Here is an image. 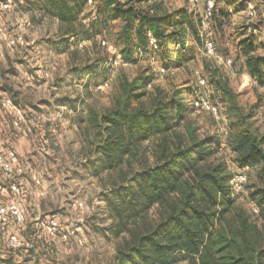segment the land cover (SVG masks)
I'll use <instances>...</instances> for the list:
<instances>
[{
    "label": "trees",
    "instance_id": "1",
    "mask_svg": "<svg viewBox=\"0 0 264 264\" xmlns=\"http://www.w3.org/2000/svg\"><path fill=\"white\" fill-rule=\"evenodd\" d=\"M29 4L34 19L35 12L39 19L58 18L60 37L54 46L79 61L72 68L78 78L96 73L109 59L103 40L114 44L128 65L136 62L138 50L161 56L165 70L194 58L188 45L192 12L184 7L170 10L163 0ZM233 5L246 6L244 1L217 0L213 18L219 26L230 14L221 7ZM80 40L91 46L79 47ZM238 46L243 67L264 86V56L257 52L256 35L243 37ZM219 84L229 102L230 161L221 152L220 137L202 131L192 116L201 110L195 98L179 96L182 90L170 93L143 71L133 77L121 74L110 103L89 116L100 137L93 169H120L119 180L113 182V213L116 234L124 235L108 264H180L181 255L191 264H264V134L247 121L255 111L245 114L227 83ZM245 168H250L251 180L257 170L258 179L250 186L248 206L231 186L233 176ZM18 232L26 234L24 229ZM14 256L8 255L5 264H23Z\"/></svg>",
    "mask_w": 264,
    "mask_h": 264
},
{
    "label": "rangeland",
    "instance_id": "2",
    "mask_svg": "<svg viewBox=\"0 0 264 264\" xmlns=\"http://www.w3.org/2000/svg\"><path fill=\"white\" fill-rule=\"evenodd\" d=\"M11 1V6L0 12V110L10 112L11 106L16 109L18 124L13 132L16 143L7 145L4 142L0 155L9 158L13 152L17 157L13 169L20 190L12 196L17 198L27 218L36 224L38 219L54 217L60 224L59 231L51 235L42 234L35 226L36 236L32 239L38 253L35 252L36 259L24 260L23 264H108L114 259L124 235L123 232L116 234L113 213V182L119 180L120 169H99V172L93 169L95 147L100 137L98 129L90 125L89 116L93 111L101 112L110 103L121 74L133 77L143 71L152 78V83L170 93L182 90L179 96L190 100L201 93L198 80L206 77L209 83L206 92L219 105V117L202 110L192 116L196 117L202 131L220 137L221 152L229 161L232 137L226 111L229 102L222 98L220 81L227 83L236 96L235 105H240L245 114L255 111L247 121L264 134V86L243 67L244 56L238 46L243 37L256 35L257 52L264 56V0H240L246 6L239 8L234 5L221 7L230 11L229 16L222 26L213 18L211 27L206 30L200 25L204 0H199L195 11L188 0H163L170 10L184 7L192 12L188 45L194 51L193 59H185L182 66L162 74L163 58L138 50L135 63L121 66L115 64L120 54L106 41L109 59L99 65L96 73L77 78L76 82L71 74H74L75 62L79 61H72L69 53L52 51L46 44L47 39L55 38V22H48L47 18L32 25L28 23L29 12L19 0ZM251 8L257 13L255 17L250 15ZM207 38L216 45L214 54L204 49ZM86 43L88 41L80 40L78 45L83 47ZM82 52L84 61L87 56ZM89 58L94 59L92 52ZM228 59L232 60L230 64ZM105 82L108 85L100 89L98 86ZM148 87L153 88L152 85ZM186 89L190 91L184 92ZM76 93L79 96L75 103L61 105L66 104L67 98L73 100L70 96ZM63 113L77 116L64 118ZM0 122L3 129L6 122L1 115ZM245 171L247 181L239 191L232 190L248 206L252 203L250 186L258 179L257 170L252 172V180L250 168ZM4 198L10 197L5 195ZM178 261L191 264L189 258L182 255Z\"/></svg>",
    "mask_w": 264,
    "mask_h": 264
},
{
    "label": "built area",
    "instance_id": "3",
    "mask_svg": "<svg viewBox=\"0 0 264 264\" xmlns=\"http://www.w3.org/2000/svg\"><path fill=\"white\" fill-rule=\"evenodd\" d=\"M190 6L195 11L200 5L199 0H188ZM216 0H205L204 9L200 13V25L203 29H209L211 27L212 19L214 16V11L216 7ZM12 4L11 0L0 1V12L9 8ZM251 17L257 15L255 9L250 10ZM1 29V23H0ZM205 32V31H204ZM204 33H202L203 36ZM102 44L105 45L106 41L103 40ZM150 44L153 47H157V41L155 38L151 37ZM205 51L208 54H214L216 52V45L213 40L207 38L204 46ZM232 62L228 59V63ZM115 64L117 65H127L120 55L115 59ZM166 70L160 68V72L163 74ZM108 85V82L100 84L98 87L100 89ZM198 85L202 89L201 93L194 99V105L196 108L207 111L219 117L220 108L217 103L211 98L210 94L206 92L208 88V80L206 77H202L198 80ZM11 103V101L9 100ZM0 122V131H1ZM17 160V157L13 152L10 153L9 158L0 155V264H5V259L11 254H22L28 253L33 248V239L28 238L18 232L25 228L28 218L26 213L18 203L17 198L12 195H17L19 193V186L14 180V169L13 164ZM248 175L245 170L236 173L232 180V189L240 190L241 186L247 181ZM5 195H9L10 198H4ZM255 211L258 209L255 208ZM38 224L42 231L47 234H55L60 229L59 221L54 217H46L38 219ZM15 229L13 230V228Z\"/></svg>",
    "mask_w": 264,
    "mask_h": 264
},
{
    "label": "crops",
    "instance_id": "4",
    "mask_svg": "<svg viewBox=\"0 0 264 264\" xmlns=\"http://www.w3.org/2000/svg\"><path fill=\"white\" fill-rule=\"evenodd\" d=\"M30 1H33V0H19V3H21L22 4V7L24 8V9H26L28 12H29V14H30V17H28L29 19H28V23H30V24H39L40 22H42V21H45V20H47V18L49 19V21L48 22H50V21H52V22H55V25H56V29H55V32H54V37L55 38H52V39H47L46 40V44H47V46H49V48L52 50V51H54V52H56V53H58V54H60V53H62V54H68V52H63V51H57L56 49H55V46H54V43H55V41L57 40V39H59V37H60V35H59V20H58V18L57 17H52V18H50V17H48V16H43L42 18H40L39 19V16H40V14H38V12H35L36 13V19H34L33 18V11L31 10V8H30V4H29V2ZM217 1V0H216ZM240 1V0H239ZM204 2H205V0H204ZM88 3L89 4H92L93 3V0H88ZM17 4V3H16ZM87 41V40H86ZM105 41H107V40H105ZM108 43H109V45H110V47H112V48H114L115 49V51H117V54H120L121 55V53L119 52V50H118V48L114 45V44H112V43H110L109 41H108ZM85 45H87V46H91V42L90 41H88V43H86ZM84 46V45H83ZM80 47V46H79ZM114 51V52H115ZM122 57V56H121ZM123 59V58H122ZM126 62V61H125ZM128 65V64H127ZM71 77H73V78H75L74 79V82H76L77 81V75L76 74H71ZM1 79V78H0ZM2 80V79H1ZM69 80V79H68ZM78 82H80L81 83V81L80 80H78ZM76 84V83H75ZM77 85V84H76ZM0 86H1V83H0ZM66 94V93H65ZM79 95H78V93H76L75 95L73 94L72 96H70V97H72V98H74L73 100L72 99H69V98H67V100H64V102L66 103V104H61L62 106H64V105H67L68 106V103L71 101L72 103H75L76 102V98L78 97ZM69 99V100H68ZM64 112H68V111H64ZM82 113V111L81 112H79L78 114H79V116H80V114ZM67 114V113H66ZM65 113H63V115H64V118H68V117H76L77 115H66ZM0 115H1V117H3L4 119H5V122H6V125L4 126V128L2 129L3 131L1 132L2 133V135L0 136V150H2L3 148H4V146H3V144H4V142L8 145V143H16V138L13 136V132L15 131V129H17V120H18V111L16 110V109H14L12 106H11V109H10V112H8V111H6V112H3V111H1L0 110ZM33 116H35V115H33ZM44 116V115H43ZM75 119V118H74ZM1 128H2V126H1ZM22 207V206H21ZM23 209V208H22ZM24 210V209H23ZM35 226L37 227V223L36 224H34L33 223V221L32 220H29L28 219V222L26 223V226H25V228H24V230H25V233L26 234H24V236H26V237H28V238H32V236H36L35 235ZM38 228H39V226H38ZM15 229V227L13 228V230ZM39 229H41V228H39ZM30 230H33L34 232H33V234L30 232ZM27 231V232H26ZM41 231H42V229H41ZM44 232L42 231V234H43ZM1 246L2 245H0V248H1ZM1 250V249H0ZM35 252H37L38 253V249H34V248H32L28 253H27V255H26V257H22V256H19V255H16V254H14L15 256H14V259H15V262L16 263H22V261H24V260H26V261H31L32 259H36V253ZM7 258V257H6ZM27 263V262H26Z\"/></svg>",
    "mask_w": 264,
    "mask_h": 264
}]
</instances>
